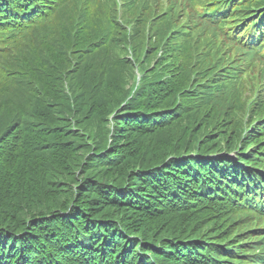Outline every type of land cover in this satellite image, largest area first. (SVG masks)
Here are the masks:
<instances>
[{
    "label": "trees",
    "instance_id": "16d2710c",
    "mask_svg": "<svg viewBox=\"0 0 264 264\" xmlns=\"http://www.w3.org/2000/svg\"><path fill=\"white\" fill-rule=\"evenodd\" d=\"M259 8L0 0V264H264Z\"/></svg>",
    "mask_w": 264,
    "mask_h": 264
},
{
    "label": "rangeland",
    "instance_id": "374dc122",
    "mask_svg": "<svg viewBox=\"0 0 264 264\" xmlns=\"http://www.w3.org/2000/svg\"><path fill=\"white\" fill-rule=\"evenodd\" d=\"M142 79V73L140 71V75H137V83L139 84Z\"/></svg>",
    "mask_w": 264,
    "mask_h": 264
},
{
    "label": "bare ground",
    "instance_id": "6f19581e",
    "mask_svg": "<svg viewBox=\"0 0 264 264\" xmlns=\"http://www.w3.org/2000/svg\"><path fill=\"white\" fill-rule=\"evenodd\" d=\"M41 64H42V62H41ZM259 262V261H258ZM254 263H256V262H254Z\"/></svg>",
    "mask_w": 264,
    "mask_h": 264
}]
</instances>
